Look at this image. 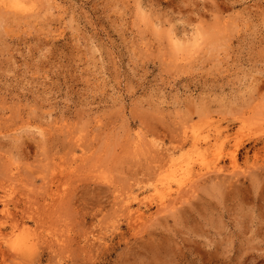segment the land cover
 Here are the masks:
<instances>
[{
    "label": "rangeland",
    "instance_id": "1",
    "mask_svg": "<svg viewBox=\"0 0 264 264\" xmlns=\"http://www.w3.org/2000/svg\"><path fill=\"white\" fill-rule=\"evenodd\" d=\"M9 1L0 264H264V0Z\"/></svg>",
    "mask_w": 264,
    "mask_h": 264
},
{
    "label": "bare ground",
    "instance_id": "2",
    "mask_svg": "<svg viewBox=\"0 0 264 264\" xmlns=\"http://www.w3.org/2000/svg\"><path fill=\"white\" fill-rule=\"evenodd\" d=\"M26 1V0H25ZM25 3V2H24ZM6 6H9V7H11V8H14V9H21V10H23V9H25V7H24V5L22 4V2L20 1V0H13V1H9V2H5L4 3ZM13 11V10H12ZM208 128V127H207ZM206 129V128H205ZM203 130V129H202ZM208 130V129H207ZM211 130V129H210ZM185 132V131H184ZM188 133V132H187ZM200 133H202V132H200ZM212 134V133H211ZM190 136H192V135H190ZM196 136H197V134H196ZM185 137V136H184ZM186 137H187V135H186ZM189 138V137H188ZM197 138V137H196ZM199 144V143H198ZM204 145H206V144H204ZM144 146V145H143ZM200 149V148H199ZM200 151H202V150H200ZM203 152V151H202ZM202 152H197V154H196V156H198L197 157V159L196 160H194V161H185V163H180L181 165L179 166L180 167V169H178L177 167V169L178 170H176V168H175V166H172V167H174L175 168V170L176 171H174V174H176L177 172H179V171H181L180 172V174H185L186 172H188L189 170H190V167H191V163H193V162H195V161H200L201 163H207V161H208V159L209 158H207L206 157V155H204V153H202ZM236 156V155H235ZM209 157V156H208ZM234 161H233V163L235 164L236 163V159H233ZM185 164V165H184ZM179 165V164H178ZM218 165V164H217ZM185 166V167H184ZM220 166V165H219ZM173 168V169H174ZM170 170H172L171 169V167H170ZM217 171V170H216ZM209 172V171H208ZM213 172V171H212ZM218 172V171H217ZM206 173V172H205ZM210 173H211V171H210ZM171 174H172V172H171ZM97 175H99V174H97ZM165 175V174H164ZM167 175V174H166ZM169 175V174H168ZM205 175H207V173L205 174ZM202 176V175H201ZM164 177V176H163ZM203 177V176H202ZM109 178V177H108ZM107 178V179H108ZM106 179V180H107ZM160 179V178H159ZM162 179V178H161ZM189 179V178H188ZM110 180V179H109ZM191 180V179H190ZM193 180V179H192ZM213 180V179H212ZM162 181V180H161ZM192 182V181H191ZM188 183V182H187ZM182 185V184H181ZM189 185V184H188ZM194 185V184H193ZM193 185L191 186V187H193ZM175 187V186H174ZM157 189V188H156ZM158 190V189H157ZM188 191H189V189H188ZM187 193V192H186ZM192 193H193V191H192ZM180 194V193H179ZM182 194V193H181ZM157 195V194H156ZM178 195V194H177ZM193 195H195L194 193H193ZM117 196V195H116ZM136 198H138L137 196H136ZM122 199V198H121ZM121 199H119V200H121ZM186 199V198H185ZM169 200V199H168ZM121 202V201H120ZM168 202V201H167ZM187 202V201H186ZM129 203H131V201H129V202H127V203H125L124 204V207H125V210L128 212V217L131 215V216H133V218H136V221L137 220H139V221H141V219L142 218H145V216H144V213L141 211V206L139 207V208H137V210H135L134 212L132 211V209H131V205H129ZM185 203V202H184ZM175 204V203H174ZM171 205H173V203L171 204ZM122 206V205H121ZM160 206H164V208L163 207H160ZM167 206V205H166ZM174 206V205H173ZM162 208L161 210H163V209H165V203H164V200H162V202H161V205L159 204L158 205V208ZM178 207V204H177V206H175V209ZM159 208V209H160ZM166 208H168V207H166ZM170 208V207H169ZM133 209H134V207H133ZM160 210V211H161ZM167 213V212H166ZM161 214V212H159V215ZM149 217V216H148ZM147 217V218H148ZM153 217H154V215H153ZM158 217V216H157ZM154 218H156V216L154 217ZM159 220V219H158ZM133 221V220H132ZM135 221V220H134ZM144 222V221H143ZM142 222V223H143ZM141 223V222H140ZM19 229V228H18ZM27 233V230L25 229V230H23V231H21L19 234H18V236H17V238H16V240L14 241V243L12 244V247H13V249L14 250H16V251H19V252H24V251H27V250H29L32 246H31V239L29 238V235L28 234H26ZM14 234V233H13ZM34 245V244H33ZM36 248V247H35ZM19 256V255H18ZM23 257V256H22Z\"/></svg>",
    "mask_w": 264,
    "mask_h": 264
}]
</instances>
